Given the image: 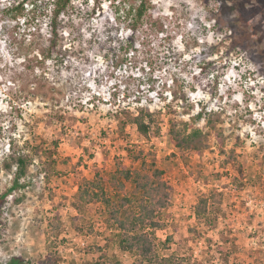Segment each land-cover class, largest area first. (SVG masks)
<instances>
[{
    "label": "rangeland",
    "instance_id": "1",
    "mask_svg": "<svg viewBox=\"0 0 264 264\" xmlns=\"http://www.w3.org/2000/svg\"><path fill=\"white\" fill-rule=\"evenodd\" d=\"M14 1L0 0V195L16 181L10 144L31 164L0 203V264L134 263L104 205L78 207L76 193L83 179L139 168V152L170 187L160 256L264 264V0H73L58 65L35 57L47 24L31 50L34 30L4 13ZM141 111L147 135L134 124ZM171 121L208 132V147L178 149Z\"/></svg>",
    "mask_w": 264,
    "mask_h": 264
},
{
    "label": "trees",
    "instance_id": "2",
    "mask_svg": "<svg viewBox=\"0 0 264 264\" xmlns=\"http://www.w3.org/2000/svg\"><path fill=\"white\" fill-rule=\"evenodd\" d=\"M95 3V1H93ZM29 9V14L27 11ZM75 10L73 0H17L10 2L5 8L4 13L9 15L10 21L19 24L22 22L29 27L33 40L30 43V49L39 48V37H44V24H47L48 33L46 36L47 47L37 54L39 63L48 61L56 65L63 64L65 60L66 48L63 51L65 29L67 23L65 17ZM133 9L128 13L131 14ZM146 16L145 5L142 1L137 10L136 18L133 20V31ZM29 17V19H26ZM24 18V19H23ZM151 19V18H150ZM44 23V24H43ZM132 47L134 44L129 41ZM128 46V43L126 44ZM128 49V48H127ZM112 51V48L109 52ZM150 114L141 111L134 118V124L139 132L147 135L151 126L149 121ZM200 118V117H199ZM208 128L215 129L214 124L209 120ZM169 135L174 145L181 151L202 152L208 147L209 134L202 129L190 127L188 124H180L176 121L170 122ZM220 138V135H218ZM29 141L25 140L27 147ZM10 154L5 164L8 170L16 167V181L13 187L6 193L0 195V203H4L8 194L17 188L21 177H24L31 164L30 156L22 151L16 150L11 144ZM135 162L141 160L139 168L119 167L112 174L108 181H105L100 175L93 179H83L79 184L76 193L77 206L82 207L91 203L100 202L105 207L108 226L116 230L115 238L118 247L123 252H129L136 257L132 264H184V259L176 256L162 257L157 249L156 231L165 227V222L160 214L170 206V187L164 181V171L161 170L155 161L148 162L143 152L132 157ZM109 184L110 190L107 186ZM130 183L132 189L127 187ZM215 196V195H214ZM212 196L211 200L215 197ZM210 199L202 198L196 208L198 217L202 218L208 212ZM214 202V201H213ZM171 241L168 237L165 244ZM104 256V255H102ZM10 264H18L13 260ZM42 264H56L51 258L46 259ZM86 264H123L118 259L105 258L104 261H97Z\"/></svg>",
    "mask_w": 264,
    "mask_h": 264
}]
</instances>
